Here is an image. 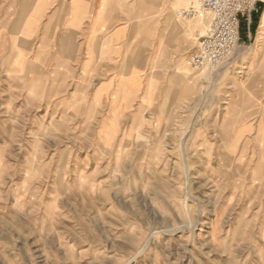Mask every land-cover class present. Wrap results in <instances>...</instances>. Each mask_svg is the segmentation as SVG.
I'll use <instances>...</instances> for the list:
<instances>
[{
    "label": "rangeland",
    "instance_id": "1",
    "mask_svg": "<svg viewBox=\"0 0 264 264\" xmlns=\"http://www.w3.org/2000/svg\"><path fill=\"white\" fill-rule=\"evenodd\" d=\"M104 1L95 37L114 46L121 27V46L91 65L93 27L70 9L0 26V264H264V73L253 60L229 87L214 74L231 54L215 69L190 53L153 69L145 45L170 0ZM192 2L174 6L176 26L195 21L200 37L206 20L177 15ZM68 33L74 57L54 69ZM141 51L147 67L130 69ZM184 66L191 81L176 77Z\"/></svg>",
    "mask_w": 264,
    "mask_h": 264
},
{
    "label": "crops",
    "instance_id": "2",
    "mask_svg": "<svg viewBox=\"0 0 264 264\" xmlns=\"http://www.w3.org/2000/svg\"><path fill=\"white\" fill-rule=\"evenodd\" d=\"M104 0H70V4L66 7L63 0H0V26L5 27L6 29L1 33L2 35H9L14 33L15 26H42V25H52V18L59 14V11L62 9H70L72 10V17L70 18V22L73 25L79 26L82 21L88 20L87 22L90 24L89 26L93 27V35H88V61L86 65L92 64V59L95 55L96 58L99 57L105 58L104 50L106 48L110 49V54L115 53L116 49L120 50L121 44L119 40L122 38L120 32H123V28L117 29V32L114 34L113 42L118 43L116 45L110 44L111 42L107 39H96L94 34V30L98 31L99 27H101L103 23V18L99 17H91L89 14L94 10H103V9H111L112 7L104 6ZM178 0H170L168 5H166V11L162 17L161 29L157 30L156 35L150 37L149 41L146 43V51L147 54H150L148 58L150 59V65L153 66V69H159V58L170 56H174L175 54L179 57H187L188 54L193 51L197 45V42H193L189 36L191 34H196V37L199 35L201 25H197V23L193 19V31L191 29L187 30L184 28L178 29L176 26V20L174 17V6L177 5ZM75 9L85 10L81 17H77L78 15L74 14L73 11ZM48 10H55L54 15L50 18V22L48 23ZM88 14V15H87ZM172 15V16H171ZM77 17V20L75 19ZM169 20V21H168ZM167 21V22H166ZM170 23V24H169ZM56 24V23H55ZM62 24V22H61ZM169 27H168V26ZM198 26L200 28H198ZM98 29V30H97ZM120 35V36H119ZM71 34H66L65 38L60 40L59 44H56V48H60L61 55H55L54 60V69H60L63 65L64 54L66 58L70 59L74 57L75 45L71 44L72 51L66 53L64 51V42H67V39H70ZM199 37V36H198ZM9 38L0 37V41H8ZM19 40L33 41L34 39H25L20 37ZM45 41V37L42 42ZM99 41H101L102 47L97 48ZM109 41V42H108ZM39 42V40H38ZM264 2H259L256 5V8L250 12L245 14L241 20V28H240V41L233 49L231 55L227 58L226 61L218 69L215 71L214 78H222L228 77L232 75L230 78L229 87H232L233 82L239 80V75L248 79L247 75L250 71V64L256 61V69H259V75L261 76L264 73ZM148 43L149 47H148ZM41 47V46H40ZM41 49V48H40ZM99 50V52H98ZM136 54L137 52L134 51ZM102 53V54H101ZM121 52L119 51L118 54ZM109 54V55H110ZM40 55V54H39ZM93 55V56H92ZM165 55V56H164ZM12 57V56H10ZM41 59L43 57L40 56ZM19 59V58H18ZM145 54L140 53V61H137L138 64L131 66L130 69H145L147 66L144 65ZM156 59L157 62H156ZM23 66L25 62L24 55L21 57V60L18 61ZM141 65H140V64ZM106 64V63H105ZM158 64V65H157ZM107 65V64H106ZM108 66V65H107ZM110 69H127L128 66L117 65L115 67L109 66ZM235 78V79H234ZM235 80V81H233ZM260 81H263L264 78H260ZM208 81L205 80V92L207 90ZM263 83V82H262ZM251 88V87H250ZM258 88V87H257Z\"/></svg>",
    "mask_w": 264,
    "mask_h": 264
},
{
    "label": "built area",
    "instance_id": "3",
    "mask_svg": "<svg viewBox=\"0 0 264 264\" xmlns=\"http://www.w3.org/2000/svg\"><path fill=\"white\" fill-rule=\"evenodd\" d=\"M187 9L177 12L182 18L200 17L206 20L204 35L190 52L189 64L196 69H215L240 41L242 17L252 12L264 0H192Z\"/></svg>",
    "mask_w": 264,
    "mask_h": 264
},
{
    "label": "bare ground",
    "instance_id": "4",
    "mask_svg": "<svg viewBox=\"0 0 264 264\" xmlns=\"http://www.w3.org/2000/svg\"><path fill=\"white\" fill-rule=\"evenodd\" d=\"M155 1V0H154ZM158 1V0H157ZM156 1V2H157ZM186 1L187 0H178V3H177V5L176 6H181L182 4H184V3H186ZM150 2H153L152 0H150ZM155 2V3H156ZM159 2V1H158ZM161 2V1H160ZM152 5H154V4H152ZM76 10V9H75ZM172 16V15H171ZM201 19V23H205V20L203 19V18H200ZM169 21V20H168ZM167 22V21H166ZM199 23V22H198ZM170 24V23H169ZM198 25V24H197ZM168 26V25H167ZM205 26V25H204ZM169 27V26H168ZM201 27V26H200ZM199 26H198V28H200ZM201 29V28H200ZM202 30V29H201ZM200 32V31H199ZM100 36V35H99ZM98 38V37H97ZM264 43V42H263ZM72 46L73 45H71V48H72ZM65 47H67V45H65ZM64 47V48H65ZM165 56V55H164ZM166 58V57H165ZM157 60L158 59H156V62H157ZM158 65V64H157ZM188 65V64H187ZM202 71V70H201ZM210 72V71H209ZM179 73V74H178ZM188 73V68L186 67V66H184L183 68L181 67L180 69H178V71H177V74H176V77H178L179 79H181V80H183V81H185V79H186V81H191V79H189V77L187 78V74ZM200 73V72H199ZM209 74V73H208ZM211 74V73H210ZM153 75V74H152ZM215 75V74H214ZM209 76V75H208ZM152 77V76H151ZM195 81H196V79H195Z\"/></svg>",
    "mask_w": 264,
    "mask_h": 264
}]
</instances>
